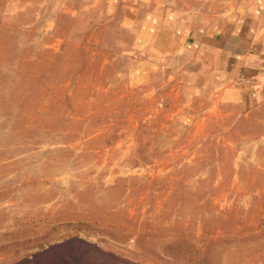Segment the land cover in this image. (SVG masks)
Wrapping results in <instances>:
<instances>
[{
    "label": "rangeland",
    "instance_id": "obj_1",
    "mask_svg": "<svg viewBox=\"0 0 264 264\" xmlns=\"http://www.w3.org/2000/svg\"><path fill=\"white\" fill-rule=\"evenodd\" d=\"M249 1L0 0V264H264V112L134 26Z\"/></svg>",
    "mask_w": 264,
    "mask_h": 264
},
{
    "label": "crops",
    "instance_id": "obj_2",
    "mask_svg": "<svg viewBox=\"0 0 264 264\" xmlns=\"http://www.w3.org/2000/svg\"><path fill=\"white\" fill-rule=\"evenodd\" d=\"M173 9L134 19L135 27L142 25L137 34L149 32L138 50L164 73L162 80L203 82L208 95L264 112V0L213 19Z\"/></svg>",
    "mask_w": 264,
    "mask_h": 264
}]
</instances>
